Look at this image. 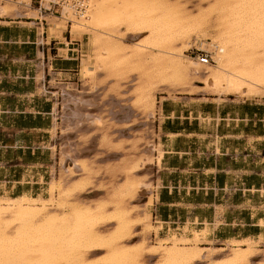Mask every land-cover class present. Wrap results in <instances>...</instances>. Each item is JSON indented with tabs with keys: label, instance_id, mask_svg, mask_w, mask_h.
<instances>
[{
	"label": "crops",
	"instance_id": "obj_1",
	"mask_svg": "<svg viewBox=\"0 0 264 264\" xmlns=\"http://www.w3.org/2000/svg\"><path fill=\"white\" fill-rule=\"evenodd\" d=\"M45 24V18L0 17V197L46 198L62 164L101 151L99 139L81 148L80 135L95 127H69L71 108L98 121L108 109L116 121L125 119L116 100L104 103L101 89L84 85L83 38L62 33L48 42L40 31ZM69 93L94 106H73ZM163 99L152 123L162 151L145 168L152 220L162 225L157 237L207 230L205 248L227 251L231 241L251 239L264 250V99L201 93Z\"/></svg>",
	"mask_w": 264,
	"mask_h": 264
},
{
	"label": "bare ground",
	"instance_id": "obj_2",
	"mask_svg": "<svg viewBox=\"0 0 264 264\" xmlns=\"http://www.w3.org/2000/svg\"><path fill=\"white\" fill-rule=\"evenodd\" d=\"M0 1H5V4L0 2V17L13 14L34 20L46 18L48 26H41L40 30L41 34L47 33L48 42L57 38V33L62 35L68 29V23H71L69 31L73 36L92 34L98 67L108 65L104 61L106 57L122 62L130 56L143 64L147 60L146 50L151 49L149 45L153 44L159 49H154L157 56L151 58L159 61L161 70L171 75L172 81L182 86L184 91L194 86L219 96L263 97L264 0H210L215 2L209 12L217 14L215 20L206 10L192 13L179 0L176 3L164 0V5H159L156 15L150 11L149 0H89L90 9L86 16L78 18L64 8L62 15L54 16V19L52 15L41 14L31 8L30 0ZM44 6L49 7L47 3ZM155 18L159 21L156 28L152 27V19ZM150 26L151 37L156 38V41L151 42L148 39L150 35L145 34ZM133 34L145 35L140 42H126L128 36ZM192 36H197V39L202 37V40L199 39L200 48L214 53V68L184 55L183 51L186 53L192 47L188 44ZM182 44L185 47H181ZM259 56H263V59H258ZM88 65L83 64V78L88 76L91 68ZM197 80H201L202 86L195 85ZM70 93L68 101L77 106L80 98ZM141 100L148 112L154 111L155 97L151 93L144 94ZM66 117L70 127L75 122L80 123L83 114L76 107L71 108ZM156 152L161 153L160 150ZM82 161H75L66 170L73 176L83 174L85 169ZM152 163L153 158L145 155L137 162L135 169L143 170ZM87 174L83 178H74L71 186H66L63 178L53 179L48 189L51 196L48 198L28 195L0 197V264H147V257L157 258L154 264H197L205 258L209 259L207 264H251L262 251L256 247L254 240H233L230 242L233 247L229 255L218 258L216 256L225 249L205 248L200 244L199 232L193 238H173V242H164L158 237L157 245H149L145 237L125 244L135 229L140 228L141 233L144 230H160V227L147 225L153 202H147L143 214L136 217L132 215L133 209L120 206L124 201L121 204L118 201L120 205L116 203L111 210L109 207L115 204L112 200L95 201L97 203L94 205L81 207L71 202L69 197L90 182V175ZM138 177L140 180L125 181L119 193L116 191L120 200L124 195L126 198L127 194L130 196L133 193L150 196L148 184L144 182L146 179L142 180L143 175ZM55 206L63 212L51 213L50 207ZM67 208L70 211H66ZM112 224V230L101 232L100 228ZM261 225L264 226L263 221ZM31 232L32 236L29 234ZM92 255L96 256L88 258Z\"/></svg>",
	"mask_w": 264,
	"mask_h": 264
},
{
	"label": "rangeland",
	"instance_id": "obj_3",
	"mask_svg": "<svg viewBox=\"0 0 264 264\" xmlns=\"http://www.w3.org/2000/svg\"><path fill=\"white\" fill-rule=\"evenodd\" d=\"M17 2L18 0H14ZM151 1V2H150ZM149 0L150 2V11L156 15L157 10L160 6L164 5V0ZM178 0H173L172 3H176ZM1 2V1H0ZM187 5L188 10L192 13L196 14L200 11H208V13L214 8L211 5H214V1L210 0H179V3H183ZM212 3V4H211ZM1 4H5V2H1ZM160 5V6H159ZM21 7H19L20 9ZM22 10V8H21ZM212 18V20L216 19L217 14L215 12L209 13ZM213 14V15H212ZM60 17L59 15H55ZM2 17H13L16 18L13 14H6ZM44 18V17H43ZM52 18L55 17L52 15ZM46 19V18H45ZM154 20V23H152V27L156 28L158 25V19H152ZM214 22V21H213ZM47 23V19H46ZM71 23H68V29L64 30L63 34L70 35L69 26ZM48 26V23L45 24V27ZM149 27L147 33L148 39L152 41H156V38L151 37L152 36V28ZM41 31V30H40ZM213 32H211L212 34ZM145 34L140 35H129L128 39H126V42L133 43V42H140L142 38H144ZM60 34L57 33V38H59ZM72 35V34H71ZM73 38H83V52L82 54V66H81V77L83 80L84 85H87L91 91H94L95 89L99 88L102 91V101L105 103L106 101H112L116 100L118 107V113H120L121 116H124V121H116V119H113L110 116V112L106 110L101 117L102 120L98 121V117L94 116L90 113L81 112L83 114V119L80 122L89 124V126L95 127L94 130H92L89 134H81L79 139L80 142H82L81 148L90 145L92 142H94L96 139H99V151L96 155L92 156L91 159H84L82 163H84L82 166L84 167L85 171L82 173H79L78 175H72L69 170H66V167H64V164L59 168L57 174H53L52 179H64V183L66 186H71L72 181L74 178H83L88 172L89 176V183L84 187L82 190H77L73 193L72 196L69 197V200L71 202L78 203L79 206L83 207L86 204L87 205H94L97 202L95 201H114L115 204L111 208L109 207V210L114 209V206L117 204L120 205L122 201V204L120 206H123L124 208L133 209V217L139 216L143 214V210L145 208L146 204V198L147 201H153V195H152V185L149 181L148 176V169L145 171H142V169H135L137 162L141 160L143 156H151L153 158L154 162V153L156 150L162 151V148L160 145H157L154 143L153 136H154V129L152 128V123L155 119L156 113H157V101H163V97L167 96L172 99H176L177 95H186V94H194V93H201L203 95L211 96L213 94L203 90L202 88H196L194 86L189 87L185 91L183 90V87L178 85L177 83H174L172 81L171 75L166 74L161 70L160 62L157 60H153L151 56H157V52L154 51V49H159L157 46L149 45L151 49L146 50L147 52V60L143 64L138 63V61L132 57H127V61L118 62L117 59H114L113 61L111 57H106L104 61L108 64L106 67H98L97 61L95 60V54H97L96 47L93 45V36L90 33H83V34H77L75 36L72 35ZM200 40H202V37L192 36L188 44H190L192 47L197 44V46L200 47ZM92 41V42H91ZM213 41V40H211ZM209 41V42H211ZM215 43H219L217 41H213ZM143 43V41H142ZM220 44V43H219ZM218 44V45H219ZM187 45V44H186ZM95 48H94V47ZM181 47H185V44L181 45ZM191 47V48H192ZM206 47V46H205ZM190 48V49H191ZM189 49V50H190ZM205 49V48H204ZM95 50V51H94ZM186 51V53L183 51L185 56L192 57L190 51ZM206 50V49H205ZM263 55V54H261ZM258 59H263V56H259ZM96 64H95V62ZM88 63L89 67H91L88 70V73L86 78H83L82 76V68L83 64ZM97 66V67H96ZM213 66V65H212ZM211 65L209 68H214ZM88 77V78H87ZM201 80H197L195 85H201ZM196 88V89H195ZM195 89V90H194ZM199 89V90H198ZM148 90V92H147ZM145 91V92H144ZM195 91V92H194ZM146 93H151L155 97V109L154 111L148 112L145 109V106H143L142 103V96ZM240 98L241 97L238 96ZM257 99H264V94L262 96L254 97ZM251 99V98H249ZM82 104L88 108L94 106V102L91 99H79L77 102V105ZM127 115H130L128 118ZM80 124V125H81ZM128 130V134L123 133L124 131ZM112 153H119V157H110ZM79 161V162H81ZM81 163V164H82ZM87 165V166H86ZM90 169H88L89 167ZM87 170V171H86ZM144 170V169H143ZM93 171V174H92ZM65 172V173H64ZM142 172V173H141ZM146 173V176L142 177V180H145L148 184V190L150 192V196H140V195H132L125 198L126 195L120 200L118 198L117 192L122 189L123 183L128 180H140L141 174ZM81 175V176H80ZM84 175V176H83ZM83 176V177H82ZM138 177V179H137ZM132 178V179H131ZM145 178V179H144ZM51 179V180H52ZM92 179V180H90ZM92 181V183H91ZM120 188V189H119ZM117 191V192H116ZM115 193L117 195H115ZM119 193V192H118ZM115 195V196H113ZM134 195V196H133ZM50 197L51 195H46ZM133 198L132 197H135ZM6 197H11L10 195H6ZM112 197V198H111ZM114 197V198H113ZM120 197V196H119ZM122 197V196H121ZM117 201H115V200ZM120 202V204L118 203ZM95 202V203H94ZM117 203V204H116ZM125 203V205H124ZM83 205V206H82ZM135 205V206H134ZM113 207V208H112ZM135 207V208H134ZM51 213H61L63 212L61 209L55 207H50ZM70 211L69 208L66 209V211ZM135 210V212H134ZM149 219L147 221V225H153L154 227L158 228L160 227L161 230V224L156 225L152 220L151 211L148 212ZM41 220V219H40ZM114 228V224L107 225L105 227L100 228L101 232H108ZM136 231H133V234L131 238L125 241V244H130L133 242H137L140 239L147 240L149 245H157L158 242V234L159 231L156 232L155 229H151L149 231L144 230L142 233L139 229H135ZM14 232V231H13ZM29 232V230H28ZM135 232V233H134ZM139 232V233H138ZM199 232V231H198ZM207 230L200 233V244L204 243L206 241V235ZM30 235L32 234L29 233ZM194 236L196 237V231H194ZM156 235V239L153 238V236ZM173 236L167 237L164 240V242H173V238H176V234L172 233ZM32 236V235H31ZM136 237V238H135ZM178 237V236H177ZM185 237V236H182ZM180 237V238H182ZM192 237V238H193ZM190 238V237H187ZM132 239V240H131ZM131 240V241H130ZM256 242V241H255ZM262 242H256V247L260 250ZM231 247L227 248V251L219 253L216 257H224L228 256L231 252ZM264 251H260V254L257 256L260 260L264 261ZM92 255L88 258H93ZM150 259V260H149ZM146 262L147 264H154L157 261V258H150L147 257ZM209 259L205 258V260L199 261L197 264H207ZM254 261V260H253ZM251 264H253L251 262Z\"/></svg>",
	"mask_w": 264,
	"mask_h": 264
},
{
	"label": "built area",
	"instance_id": "obj_4",
	"mask_svg": "<svg viewBox=\"0 0 264 264\" xmlns=\"http://www.w3.org/2000/svg\"><path fill=\"white\" fill-rule=\"evenodd\" d=\"M46 3L49 7L44 6ZM30 6L31 8L37 9L41 14L53 16H61V11L67 8L78 18L86 16L90 9L89 0H30ZM190 50L191 56L202 65H216L214 53L212 51L201 49L197 44Z\"/></svg>",
	"mask_w": 264,
	"mask_h": 264
}]
</instances>
